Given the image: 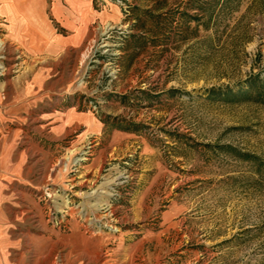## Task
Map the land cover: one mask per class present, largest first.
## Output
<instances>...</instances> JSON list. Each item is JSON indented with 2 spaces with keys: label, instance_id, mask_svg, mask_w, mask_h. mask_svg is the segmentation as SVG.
I'll list each match as a JSON object with an SVG mask.
<instances>
[{
  "label": "rangeland",
  "instance_id": "rangeland-1",
  "mask_svg": "<svg viewBox=\"0 0 264 264\" xmlns=\"http://www.w3.org/2000/svg\"><path fill=\"white\" fill-rule=\"evenodd\" d=\"M92 3L110 19L92 26L60 98L36 108L57 102L103 130L75 128L47 150L27 118L0 126L10 250L39 233L37 219L60 230L74 219L106 238L112 264H264V0ZM38 64L6 40L0 16V112L4 86ZM35 154L52 158L50 176Z\"/></svg>",
  "mask_w": 264,
  "mask_h": 264
},
{
  "label": "crops",
  "instance_id": "crops-1",
  "mask_svg": "<svg viewBox=\"0 0 264 264\" xmlns=\"http://www.w3.org/2000/svg\"><path fill=\"white\" fill-rule=\"evenodd\" d=\"M0 16L5 21L6 40L39 62L36 69L29 67L28 73L4 86L6 112H0V126H5L6 134L21 129L27 118L30 131L45 129L47 150L58 148L75 128L100 136L102 125L92 114L72 107L62 110L57 102L47 101L48 105L36 107L43 100L60 98L66 82L64 75H69L68 68L89 40L92 26L110 19L105 10L95 9L92 0H0ZM111 140L96 150L87 167L96 168L105 150L116 146ZM35 156V163L43 164L41 177L50 176L46 170L52 158L43 163L42 157ZM31 203L29 206L27 202L30 212H38L32 200ZM36 222L39 233L23 238V250H10L17 244L15 238L8 236L6 230L0 231L4 244L0 264H112L105 248L106 238L80 231L74 219L66 220L67 228L63 230L43 224L41 218Z\"/></svg>",
  "mask_w": 264,
  "mask_h": 264
},
{
  "label": "trees",
  "instance_id": "trees-1",
  "mask_svg": "<svg viewBox=\"0 0 264 264\" xmlns=\"http://www.w3.org/2000/svg\"><path fill=\"white\" fill-rule=\"evenodd\" d=\"M198 9H201V6H198ZM180 15H184L183 13H181ZM194 20H196L197 19V16H193L192 17Z\"/></svg>",
  "mask_w": 264,
  "mask_h": 264
},
{
  "label": "built area",
  "instance_id": "built-area-1",
  "mask_svg": "<svg viewBox=\"0 0 264 264\" xmlns=\"http://www.w3.org/2000/svg\"><path fill=\"white\" fill-rule=\"evenodd\" d=\"M97 233V232H96Z\"/></svg>",
  "mask_w": 264,
  "mask_h": 264
}]
</instances>
